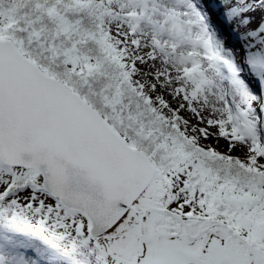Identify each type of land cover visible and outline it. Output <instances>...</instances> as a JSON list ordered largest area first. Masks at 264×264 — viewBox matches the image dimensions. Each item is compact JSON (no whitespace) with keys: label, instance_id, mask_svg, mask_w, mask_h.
Returning a JSON list of instances; mask_svg holds the SVG:
<instances>
[{"label":"snow or ice","instance_id":"6c2138e0","mask_svg":"<svg viewBox=\"0 0 264 264\" xmlns=\"http://www.w3.org/2000/svg\"><path fill=\"white\" fill-rule=\"evenodd\" d=\"M0 264H264V0H0Z\"/></svg>","mask_w":264,"mask_h":264}]
</instances>
